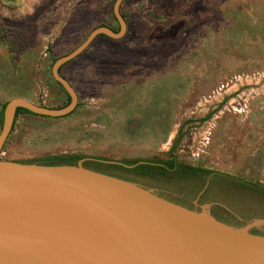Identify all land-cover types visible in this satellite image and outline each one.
Returning <instances> with one entry per match:
<instances>
[{"label":"rangeland","instance_id":"rangeland-1","mask_svg":"<svg viewBox=\"0 0 264 264\" xmlns=\"http://www.w3.org/2000/svg\"><path fill=\"white\" fill-rule=\"evenodd\" d=\"M114 2L0 0V111L14 97L66 106L52 64L99 26L117 32ZM118 9L123 36L97 35L58 69L75 108L17 113L1 160L79 154L71 163L264 235V0H121ZM171 157L216 173L154 179L101 161Z\"/></svg>","mask_w":264,"mask_h":264},{"label":"water","instance_id":"water-1","mask_svg":"<svg viewBox=\"0 0 264 264\" xmlns=\"http://www.w3.org/2000/svg\"><path fill=\"white\" fill-rule=\"evenodd\" d=\"M120 2L113 5L117 32L99 26L52 64L53 78L69 95L66 106L47 108L23 97L6 102L0 155L18 107L49 117L75 108L77 95L58 69L97 35L123 36ZM0 264H264V235L225 225L205 211L196 213L79 161L0 158Z\"/></svg>","mask_w":264,"mask_h":264},{"label":"trees","instance_id":"trees-1","mask_svg":"<svg viewBox=\"0 0 264 264\" xmlns=\"http://www.w3.org/2000/svg\"><path fill=\"white\" fill-rule=\"evenodd\" d=\"M4 108V105H3ZM3 108L0 111V122H2ZM19 112L31 113L22 107H18L16 114ZM15 114V115H16ZM85 157L79 154H61L57 156H49L48 162L41 164H75L72 160H81ZM98 160H101L98 158ZM105 166L116 168L124 172L142 177L159 178L168 177L170 175H178L181 178L200 179L208 174L216 173L210 169L194 167L187 164L177 163L174 157L169 159H122L118 162H109V160H101Z\"/></svg>","mask_w":264,"mask_h":264}]
</instances>
